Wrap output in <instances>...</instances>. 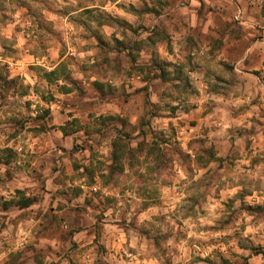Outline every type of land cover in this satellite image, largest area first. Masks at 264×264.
I'll use <instances>...</instances> for the list:
<instances>
[{"label":"clouds","instance_id":"clouds-1","mask_svg":"<svg viewBox=\"0 0 264 264\" xmlns=\"http://www.w3.org/2000/svg\"><path fill=\"white\" fill-rule=\"evenodd\" d=\"M0 264H264V0H0Z\"/></svg>","mask_w":264,"mask_h":264}]
</instances>
